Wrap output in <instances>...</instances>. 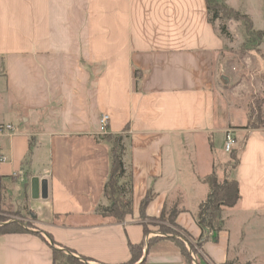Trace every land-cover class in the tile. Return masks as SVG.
<instances>
[{"label": "crops", "instance_id": "1", "mask_svg": "<svg viewBox=\"0 0 264 264\" xmlns=\"http://www.w3.org/2000/svg\"><path fill=\"white\" fill-rule=\"evenodd\" d=\"M221 1L264 33V0ZM226 43L205 0H0V124L15 128L0 138V216L33 220L25 233L0 236V264H54L53 249L127 264L129 245L155 236L144 234L148 219L175 203L181 233L198 242L203 178L228 130L239 141L229 174L241 198L224 210L218 239L210 232L203 242L200 264H264V127L240 129L249 120L236 107L244 83L226 91ZM107 135L130 137L122 182L133 181L134 211L121 223L100 213L110 205ZM33 178L47 182L46 198L32 199ZM161 243L173 251L152 253V264H185L173 241Z\"/></svg>", "mask_w": 264, "mask_h": 264}, {"label": "trees", "instance_id": "2", "mask_svg": "<svg viewBox=\"0 0 264 264\" xmlns=\"http://www.w3.org/2000/svg\"><path fill=\"white\" fill-rule=\"evenodd\" d=\"M206 6L209 13V20L211 23H215L218 20L222 21V25L220 27V33L224 37H230V33L223 23V20L228 18L229 20L234 19L235 21H244L246 24V31L252 32L262 38L264 36L263 32H255L253 30V24L251 19L244 14H241L239 11L229 7L226 4L220 3L218 0H205ZM249 25V26H248ZM139 74V72H137ZM257 106V107H256ZM254 107L250 106V112L252 115H255L258 120L262 119V105L257 102L254 103ZM252 119V116H251ZM129 135H107L103 137V139L107 140L111 143V169L108 179L105 184L104 192L106 198L109 200L110 205L106 208H101L100 213L104 217L112 218L114 222L121 223L125 220L128 215L133 214V181L132 179L128 182L124 183L122 180L126 178V168L124 164V153L126 150V141L129 140ZM210 146L213 149V142L210 140ZM236 148L229 154L231 161L235 163L234 168L238 164V154ZM204 183H206L210 189V193L205 202L199 205L196 219L199 227L202 230V236L197 242L198 247H202L203 242L208 240L210 236L208 235L210 232H213L215 236L212 237L214 241L218 239V234L224 228V210L227 208L235 207L240 201V187L239 182L236 178H233L226 172L223 178H220L216 172L213 170L212 173L208 174L203 178ZM153 196L151 193H148L146 198L142 201L141 204V217L143 219L146 218V208L148 204L152 201ZM184 211L183 208L179 207V203H175L172 206L164 207L160 220L163 222L169 223L173 228L177 229V231L181 232L180 227L177 225L176 220L180 213ZM27 227L23 226L17 222L6 223V221H2L0 217V236L7 234H20L27 232ZM144 227L145 236L148 235V230L146 225ZM162 229H166V227H161ZM209 230V232H206ZM167 233L172 235L171 239L173 242L177 243L179 246L182 256L185 258L187 264H192V256L185 244L180 240V233L176 230L173 231L172 228L166 229ZM207 234V235H206ZM152 241V240H151ZM151 245V242H150ZM145 247V242L140 245H129L131 252V260L129 263H136L143 254ZM191 252L196 254V251L191 245ZM67 252L74 255V253L66 249ZM64 255L62 251L58 249H53V262L54 264H88L87 261H92L88 258L81 257V259H76L73 256L66 257V261L63 262Z\"/></svg>", "mask_w": 264, "mask_h": 264}, {"label": "rangeland", "instance_id": "3", "mask_svg": "<svg viewBox=\"0 0 264 264\" xmlns=\"http://www.w3.org/2000/svg\"><path fill=\"white\" fill-rule=\"evenodd\" d=\"M220 3L226 4L224 1L218 0ZM227 5V4H226ZM230 7V6H229ZM241 14H244L243 12H240ZM245 15V14H244ZM252 21V20H251ZM223 23L226 25L230 37H225L227 40L226 48L224 49V52L222 54L221 64L226 67V78L230 79L232 82L229 84V86L226 88V91H233L234 88H237L240 84L244 83V87L241 88V97H239V103L240 105L236 104V107L240 110V113L244 116H248V122L244 123V126L240 129H256V128H262L264 127V48L261 47L260 42L262 38L259 36L252 34V32L246 31V24L244 21H235L234 19L229 20L225 17L223 20ZM219 31L220 27L222 25V21L218 20L214 23ZM253 24V22H252ZM249 26V25H248ZM230 27H232L234 32H230ZM254 29V25H253ZM102 70V67H97V75L100 74ZM227 93L226 97L230 98L231 95ZM230 101V104L235 105L236 99L231 100V98L228 100ZM258 103L262 105V119L258 120L255 115H252L250 112V106L252 108L256 109L254 107V103ZM247 105L249 107V113L246 112V109L248 111ZM252 116V119H251ZM237 141V146L239 147V141ZM225 152V151H224ZM193 156L189 154L188 157ZM216 156V164L214 166V171L216 174L222 178L223 173L226 171L228 174L231 173L232 168H234L235 163L231 161L229 158V153H224L218 150L215 154ZM212 173V172H211ZM208 187V186H207ZM2 221H8L11 220L13 222H17L23 226H32L33 220L30 219V216L28 213L24 214H12L7 216H0ZM146 228L148 230V235L153 234V236L148 242L147 245L144 247V251L142 254V257L134 264H152V259L150 258V255L152 253L158 252V253H172L173 249L171 246H169L166 243L158 244V242L163 240H169L171 239L172 235L166 234L167 228H172L173 231H177V229L173 228L169 223H165L160 218L156 219H148V221L145 223ZM161 227H166V229H162ZM175 231V232H176ZM180 233V237H178L182 242L185 244L189 252L192 256V264H200L201 263V254L200 250L201 248L198 247L197 242H193L191 239H189L187 236L184 237L183 234L180 231H177ZM209 232V230H207ZM152 240V241H151ZM172 241V240H171ZM151 242V245H150ZM174 244L179 248L177 243L174 242ZM191 245H193L196 254L191 252ZM152 249V252L150 251ZM180 249V248H179ZM59 251L63 252L64 259H62L63 262L66 261V257L73 256L76 259L78 258L71 253L67 252L65 249H58ZM181 251V250H180ZM150 253V254H149ZM181 257L185 264H187L185 258ZM243 260V259H242ZM243 261H240L237 264H242ZM88 264H96L94 261H87ZM131 264V263H127ZM154 264V263H153ZM158 264V263H155ZM229 264H236L234 261H230Z\"/></svg>", "mask_w": 264, "mask_h": 264}, {"label": "built area", "instance_id": "4", "mask_svg": "<svg viewBox=\"0 0 264 264\" xmlns=\"http://www.w3.org/2000/svg\"><path fill=\"white\" fill-rule=\"evenodd\" d=\"M110 124V116L107 114H103L99 119V132L102 135H105L108 133ZM15 131V128L11 124H0V138L2 137H8L11 136L12 133ZM237 146L236 138L233 134L232 130H228L225 133V144H224V151L226 153H231ZM7 158L0 157V164L3 162H6ZM183 234V233H182ZM184 237H186L185 234H183ZM183 240V239H181Z\"/></svg>", "mask_w": 264, "mask_h": 264}, {"label": "water", "instance_id": "5", "mask_svg": "<svg viewBox=\"0 0 264 264\" xmlns=\"http://www.w3.org/2000/svg\"><path fill=\"white\" fill-rule=\"evenodd\" d=\"M48 184L46 181L40 182L39 178L32 179L31 196L32 199H39L42 195L43 198L47 197Z\"/></svg>", "mask_w": 264, "mask_h": 264}]
</instances>
